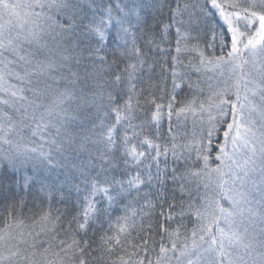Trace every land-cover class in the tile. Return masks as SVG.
<instances>
[{
  "label": "snow or ice",
  "instance_id": "6c2138e0",
  "mask_svg": "<svg viewBox=\"0 0 264 264\" xmlns=\"http://www.w3.org/2000/svg\"><path fill=\"white\" fill-rule=\"evenodd\" d=\"M0 264H264V0H0Z\"/></svg>",
  "mask_w": 264,
  "mask_h": 264
},
{
  "label": "trees",
  "instance_id": "16d2710c",
  "mask_svg": "<svg viewBox=\"0 0 264 264\" xmlns=\"http://www.w3.org/2000/svg\"><path fill=\"white\" fill-rule=\"evenodd\" d=\"M217 54H219V48H217ZM31 206V205H30Z\"/></svg>",
  "mask_w": 264,
  "mask_h": 264
},
{
  "label": "rangeland",
  "instance_id": "374dc122",
  "mask_svg": "<svg viewBox=\"0 0 264 264\" xmlns=\"http://www.w3.org/2000/svg\"><path fill=\"white\" fill-rule=\"evenodd\" d=\"M189 127H191V125H189ZM220 138L222 139V133H221V136H220Z\"/></svg>",
  "mask_w": 264,
  "mask_h": 264
}]
</instances>
